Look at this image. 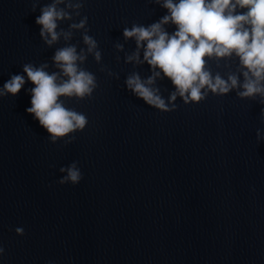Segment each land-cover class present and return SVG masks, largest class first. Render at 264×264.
<instances>
[{
  "label": "water",
  "instance_id": "water-1",
  "mask_svg": "<svg viewBox=\"0 0 264 264\" xmlns=\"http://www.w3.org/2000/svg\"><path fill=\"white\" fill-rule=\"evenodd\" d=\"M39 7L33 13L31 0H0V87L26 63L51 64L64 46L63 39L53 48L43 43ZM165 14L150 0H86L82 16L102 62L90 55L82 65L97 77L92 98L66 102L88 118L72 143H52L26 111L31 82L0 98V264H264L259 98L240 99L235 90L200 103L177 97V109L162 112L125 84L130 73L146 78L151 70L125 62L136 45L123 29ZM71 43L86 47L81 32ZM209 67L226 79L235 57L231 69L213 60ZM156 86L171 107V81ZM73 162L82 180L61 184L60 169Z\"/></svg>",
  "mask_w": 264,
  "mask_h": 264
},
{
  "label": "clouds",
  "instance_id": "clouds-1",
  "mask_svg": "<svg viewBox=\"0 0 264 264\" xmlns=\"http://www.w3.org/2000/svg\"><path fill=\"white\" fill-rule=\"evenodd\" d=\"M150 2L166 9V14L147 26L133 23L123 29L125 42L134 39L136 45L134 51L125 54V62L146 63L151 70L146 78L136 71L127 76L125 84L135 96L162 112L176 110L177 97L185 104L200 103L209 93L224 96L233 90L240 99L256 101L259 98L258 103L264 105V0ZM31 3L34 13L40 0H31ZM85 3L86 0H51L39 7L36 24L41 26L39 35L43 43L53 48L63 39L64 46L56 48L51 64L26 63L23 65L26 76L13 74L0 87V98H4L9 94L16 97L27 82L34 85L27 90L31 107L26 111L49 133L52 143L60 140L72 143L75 139L72 134L86 128L87 116L67 107L66 102L90 99L99 87L95 74L82 66L90 55L97 63L102 62L97 40L88 34V17L82 16ZM76 18H80L79 22H75ZM66 21H71L68 28H61L60 24ZM173 25L175 30L169 32L168 27ZM76 32H81L86 46L79 50L78 43H71ZM115 47L120 52L125 50L121 43ZM233 57L236 70L229 71L226 79L220 71L213 74L210 60L216 62L217 68L223 65L231 69ZM108 74L115 75L111 71ZM165 78L175 89L168 98L171 107L156 86L158 79ZM261 113L264 115V109ZM256 136L258 141L264 139V131L257 129ZM77 165L73 162L60 169L67 173L59 181L61 184L75 185L82 180ZM16 232L23 235L24 229L17 228ZM3 253L4 248L0 247V255Z\"/></svg>",
  "mask_w": 264,
  "mask_h": 264
}]
</instances>
